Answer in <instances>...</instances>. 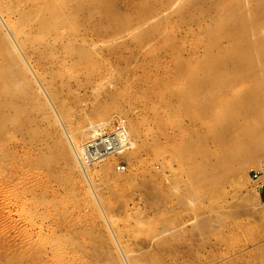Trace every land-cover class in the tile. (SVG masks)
<instances>
[{
    "label": "rangeland",
    "instance_id": "rangeland-1",
    "mask_svg": "<svg viewBox=\"0 0 264 264\" xmlns=\"http://www.w3.org/2000/svg\"><path fill=\"white\" fill-rule=\"evenodd\" d=\"M257 10L0 0V264H264V152L245 171L198 172L237 127L264 126V73L232 60ZM121 116L130 144L78 162L85 126Z\"/></svg>",
    "mask_w": 264,
    "mask_h": 264
},
{
    "label": "bare ground",
    "instance_id": "bare-ground-1",
    "mask_svg": "<svg viewBox=\"0 0 264 264\" xmlns=\"http://www.w3.org/2000/svg\"><path fill=\"white\" fill-rule=\"evenodd\" d=\"M250 14L251 15L249 16L248 14H246L242 17V20L245 26H247L248 31H246L239 38L237 37L239 42H241L242 40V44L240 45V47L236 48L232 60H234V64L238 69H250L251 71L255 72V75L256 73L263 74L264 73V31H263L264 25L263 27H261L259 23L263 24L264 22V12L259 11L256 14L254 13L253 14L250 13ZM237 38L234 40H237ZM217 73H219L218 79L219 78L220 79L219 80L217 78L216 79L218 81H223L222 76L225 75H222V72H217ZM217 73L215 72L214 74H216L217 76ZM257 80L259 81V79ZM257 80L255 79L256 81L255 83H257ZM256 89L259 90V92L260 91L262 92L264 98V77L261 81L258 82V86H256ZM258 111L261 114H264V106H261L258 109ZM236 120H229L228 122L234 125L235 127H237L240 125V123L238 122V120L237 121ZM89 125L90 126L88 127L85 126V128L88 131H90L91 127L94 126L105 127V124L102 121H97L96 123ZM245 126L243 128L240 126L237 127L236 136H234L233 138H231L232 136L230 137L231 139L230 141L232 142H229L230 143L229 148L226 152L216 153L212 159L210 158L209 152L208 151L205 152L206 155L205 159L198 165V172L200 174H205V175L207 174L209 177L212 175L213 178L214 177L213 173H217L220 170L233 171L236 169L239 171H245L247 164L251 162L259 152H264V126L262 129L259 128L257 130H255V128L253 130L252 128H248ZM82 130L78 131L80 136L82 135ZM87 133L89 132H86V134ZM67 135L68 134H66V136ZM128 144H130V142H128ZM74 147H75L74 145L73 147L71 146V148L74 149V154L76 155L75 159H77L78 162L82 163L77 153V151L81 147V144H79V146H76L77 148ZM209 164L211 167H208Z\"/></svg>",
    "mask_w": 264,
    "mask_h": 264
},
{
    "label": "built area",
    "instance_id": "built-area-1",
    "mask_svg": "<svg viewBox=\"0 0 264 264\" xmlns=\"http://www.w3.org/2000/svg\"><path fill=\"white\" fill-rule=\"evenodd\" d=\"M127 119L117 117L105 127H91L90 132L77 151L83 164H95L110 156H117L128 145ZM117 170H124L125 165L115 163ZM258 172L253 177H258Z\"/></svg>",
    "mask_w": 264,
    "mask_h": 264
},
{
    "label": "crops",
    "instance_id": "crops-1",
    "mask_svg": "<svg viewBox=\"0 0 264 264\" xmlns=\"http://www.w3.org/2000/svg\"><path fill=\"white\" fill-rule=\"evenodd\" d=\"M257 191L259 193V196H260L261 200L264 201V176L263 177H260L258 179Z\"/></svg>",
    "mask_w": 264,
    "mask_h": 264
}]
</instances>
